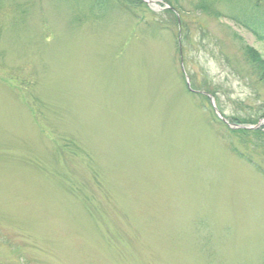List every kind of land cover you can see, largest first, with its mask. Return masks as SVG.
Here are the masks:
<instances>
[{"label":"rangeland","instance_id":"1","mask_svg":"<svg viewBox=\"0 0 264 264\" xmlns=\"http://www.w3.org/2000/svg\"><path fill=\"white\" fill-rule=\"evenodd\" d=\"M250 9L0 0V264H264Z\"/></svg>","mask_w":264,"mask_h":264},{"label":"trees","instance_id":"2","mask_svg":"<svg viewBox=\"0 0 264 264\" xmlns=\"http://www.w3.org/2000/svg\"><path fill=\"white\" fill-rule=\"evenodd\" d=\"M249 1L251 2V9H250L251 13L248 15V17L245 18V20H248V23L244 25L242 24V25L245 28H248L251 32H253V34L258 38V41H261L262 43H264V0H249ZM255 30H259V31L262 30L263 34L261 32L257 33V31ZM248 51H249L248 54L251 55L252 51L250 49H248ZM252 61L253 62L255 61L256 65L262 66V62L260 60H254L253 56H252ZM191 81H193V77L191 78ZM260 81L264 82V72H262L260 76ZM195 85L196 84L194 83V81L191 82V86H194L192 87V91L188 90L191 94L193 95L198 94L201 97L207 98V96L206 95L204 96L203 93L205 94L209 93L210 95L214 94L213 96L217 97L215 93L212 92L213 94H211L210 90L204 89L201 86L197 88ZM225 119H230L231 122H233L234 124L238 126L245 125L247 124L246 121H250V120L241 119L238 116H231ZM250 122L254 123V121H250ZM236 132L240 134V136L248 135L245 137H252V138L259 139V140H264V133L260 132V130L258 129L256 130L237 129Z\"/></svg>","mask_w":264,"mask_h":264},{"label":"water","instance_id":"3","mask_svg":"<svg viewBox=\"0 0 264 264\" xmlns=\"http://www.w3.org/2000/svg\"><path fill=\"white\" fill-rule=\"evenodd\" d=\"M187 83H188V86H189L190 85L189 84V81ZM212 104H213V100H212ZM214 109L216 111L215 106H214ZM218 115H219L220 119L224 121V119L221 117V115L219 113H218ZM237 128H241V129H254V128H258V126L257 127H253V128H245V127H237Z\"/></svg>","mask_w":264,"mask_h":264}]
</instances>
